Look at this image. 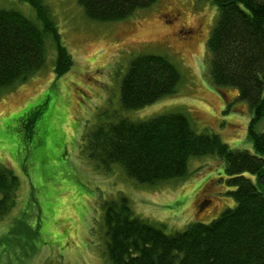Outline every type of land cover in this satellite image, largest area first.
Returning a JSON list of instances; mask_svg holds the SVG:
<instances>
[{"label": "rangeland", "instance_id": "rangeland-1", "mask_svg": "<svg viewBox=\"0 0 264 264\" xmlns=\"http://www.w3.org/2000/svg\"><path fill=\"white\" fill-rule=\"evenodd\" d=\"M44 1L74 64L57 76L49 45L42 69L0 91V165L21 182L13 208L0 219V264H110L103 206L122 196L136 216L168 233L234 208V187L216 154L192 157L185 179L149 185L118 163L105 167L85 147V134L101 122L174 112L188 116L197 132H215L231 148L254 152L249 102L235 86L216 87L208 71L218 14L212 0H158L115 22L90 19L79 0ZM0 9L37 22L27 1L0 0ZM140 54L169 58L182 79L175 93L126 110L121 82ZM255 129L264 131V118Z\"/></svg>", "mask_w": 264, "mask_h": 264}, {"label": "trees", "instance_id": "trees-1", "mask_svg": "<svg viewBox=\"0 0 264 264\" xmlns=\"http://www.w3.org/2000/svg\"><path fill=\"white\" fill-rule=\"evenodd\" d=\"M29 2L37 22L18 10L0 9V91L27 81L56 51L55 74H66L74 58L64 44L50 7ZM158 0H79L86 15L115 22ZM218 9L208 40V71L216 87L235 86L252 111L254 152L235 150L215 132H197L188 116L166 113L148 120L118 118L95 125L86 138L87 153L104 166L120 164L142 184L156 185L188 176L192 157L216 154L225 162L234 208L210 223H192L168 233L136 216L125 196L104 203L110 264H264V0H212ZM182 75L167 57H134L121 82V106L145 107L176 92ZM109 117L108 114H103ZM20 178L0 165V219L13 208ZM207 200L202 203L204 206Z\"/></svg>", "mask_w": 264, "mask_h": 264}]
</instances>
